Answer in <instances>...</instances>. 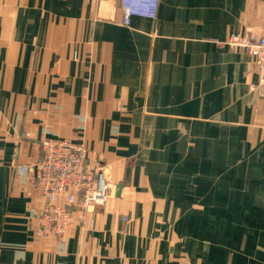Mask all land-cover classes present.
<instances>
[{
	"label": "crops",
	"instance_id": "obj_1",
	"mask_svg": "<svg viewBox=\"0 0 264 264\" xmlns=\"http://www.w3.org/2000/svg\"><path fill=\"white\" fill-rule=\"evenodd\" d=\"M123 16L121 0H0V264H264V84L227 44L260 35L264 0ZM49 139L113 181L58 239L37 234L30 167Z\"/></svg>",
	"mask_w": 264,
	"mask_h": 264
},
{
	"label": "built area",
	"instance_id": "obj_2",
	"mask_svg": "<svg viewBox=\"0 0 264 264\" xmlns=\"http://www.w3.org/2000/svg\"><path fill=\"white\" fill-rule=\"evenodd\" d=\"M160 0H121L123 24L130 26L135 16L154 19ZM232 48L249 53L255 62L260 81L264 84V26L258 37L250 34L233 35L227 41ZM42 157L30 165L35 184L43 194L39 212L38 236L58 239L76 223V210L88 211L95 206H106L112 185L110 167L88 162L85 145L70 140H44ZM21 172L25 170L20 167Z\"/></svg>",
	"mask_w": 264,
	"mask_h": 264
},
{
	"label": "rangeland",
	"instance_id": "obj_3",
	"mask_svg": "<svg viewBox=\"0 0 264 264\" xmlns=\"http://www.w3.org/2000/svg\"><path fill=\"white\" fill-rule=\"evenodd\" d=\"M104 164H106V163H104ZM108 165V164H107ZM109 174H110V170H109ZM110 177H111V180H112V176H111V174L109 175ZM112 184H113V181H112ZM111 187H112V185H111ZM110 196H111V190H110Z\"/></svg>",
	"mask_w": 264,
	"mask_h": 264
},
{
	"label": "water",
	"instance_id": "obj_4",
	"mask_svg": "<svg viewBox=\"0 0 264 264\" xmlns=\"http://www.w3.org/2000/svg\"><path fill=\"white\" fill-rule=\"evenodd\" d=\"M120 188H122V185H120Z\"/></svg>",
	"mask_w": 264,
	"mask_h": 264
}]
</instances>
